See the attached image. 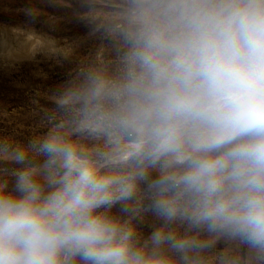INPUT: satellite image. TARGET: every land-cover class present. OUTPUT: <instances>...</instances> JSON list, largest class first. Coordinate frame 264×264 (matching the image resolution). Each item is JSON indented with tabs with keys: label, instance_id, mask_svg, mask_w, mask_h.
<instances>
[{
	"label": "clouds",
	"instance_id": "obj_1",
	"mask_svg": "<svg viewBox=\"0 0 264 264\" xmlns=\"http://www.w3.org/2000/svg\"><path fill=\"white\" fill-rule=\"evenodd\" d=\"M80 6L97 56L0 131V264H264V0Z\"/></svg>",
	"mask_w": 264,
	"mask_h": 264
},
{
	"label": "rangeland",
	"instance_id": "obj_2",
	"mask_svg": "<svg viewBox=\"0 0 264 264\" xmlns=\"http://www.w3.org/2000/svg\"><path fill=\"white\" fill-rule=\"evenodd\" d=\"M81 3L0 0V131L18 140L42 131L54 93L97 56L101 39L82 18Z\"/></svg>",
	"mask_w": 264,
	"mask_h": 264
},
{
	"label": "bare ground",
	"instance_id": "obj_3",
	"mask_svg": "<svg viewBox=\"0 0 264 264\" xmlns=\"http://www.w3.org/2000/svg\"><path fill=\"white\" fill-rule=\"evenodd\" d=\"M6 47V43L4 44V41H0V50H4Z\"/></svg>",
	"mask_w": 264,
	"mask_h": 264
}]
</instances>
